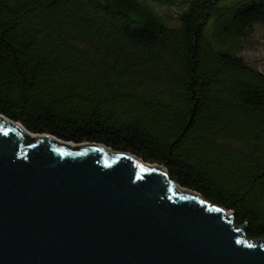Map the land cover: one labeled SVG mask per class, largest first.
Segmentation results:
<instances>
[{"label":"trees","instance_id":"16d2710c","mask_svg":"<svg viewBox=\"0 0 264 264\" xmlns=\"http://www.w3.org/2000/svg\"><path fill=\"white\" fill-rule=\"evenodd\" d=\"M174 1L0 0V115L163 166L264 240V71L240 55L264 0Z\"/></svg>","mask_w":264,"mask_h":264},{"label":"water","instance_id":"95a60500","mask_svg":"<svg viewBox=\"0 0 264 264\" xmlns=\"http://www.w3.org/2000/svg\"><path fill=\"white\" fill-rule=\"evenodd\" d=\"M0 264H264V240L163 166L0 115Z\"/></svg>","mask_w":264,"mask_h":264},{"label":"rangeland","instance_id":"374dc122","mask_svg":"<svg viewBox=\"0 0 264 264\" xmlns=\"http://www.w3.org/2000/svg\"><path fill=\"white\" fill-rule=\"evenodd\" d=\"M190 0H175L173 5L156 7L160 14L175 15L178 11L183 10L188 6ZM239 0H222L221 6H230L237 3ZM185 3V4H184ZM186 5V6H185ZM170 28H176L180 24L176 21L168 24ZM217 50H229V48H223L217 46ZM247 62L260 68L264 71V28H257L251 40L245 43V50L240 54Z\"/></svg>","mask_w":264,"mask_h":264}]
</instances>
